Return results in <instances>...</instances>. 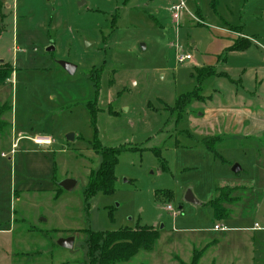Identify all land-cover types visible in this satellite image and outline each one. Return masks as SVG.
Listing matches in <instances>:
<instances>
[{"label":"rangeland","instance_id":"obj_1","mask_svg":"<svg viewBox=\"0 0 264 264\" xmlns=\"http://www.w3.org/2000/svg\"><path fill=\"white\" fill-rule=\"evenodd\" d=\"M241 35L255 42L228 51ZM4 63L14 73L0 86V264H92L89 231L137 226L159 231L153 250L117 264L198 253L197 264H264V134L241 136L237 118L264 103V0H0ZM97 143L123 149L114 192L87 200ZM67 179L75 187L59 192ZM223 186L234 188L227 219L185 201L190 190L208 203ZM68 238L73 248L57 245Z\"/></svg>","mask_w":264,"mask_h":264},{"label":"trees","instance_id":"obj_2","mask_svg":"<svg viewBox=\"0 0 264 264\" xmlns=\"http://www.w3.org/2000/svg\"><path fill=\"white\" fill-rule=\"evenodd\" d=\"M233 28V27H231ZM234 29V28H233ZM237 33L241 30L235 28ZM251 39L241 35L238 37L232 46L228 47L231 52H244L251 46ZM203 74H215L213 68H206L202 70ZM14 68L9 64H0V86L5 85L6 81L12 77ZM99 79V78H97ZM195 94H190L184 101V105L194 98ZM201 97V96H195ZM4 112V111H3ZM213 138H204L203 142L211 141ZM221 140V139H220ZM218 140H214L215 144H206L208 148L214 150V146ZM119 148H106L100 143L94 146V151L101 156V164L97 170H93L89 175V180L84 191V196L88 200L102 193L104 195H111L115 189V169L118 164L117 155L122 151ZM239 174V173H238ZM59 192L64 191L58 187ZM236 190V189H235ZM234 188L223 186L217 188L211 200L208 203H201L202 205H209L213 209L215 219H227L230 215V210L224 205L230 204L233 197H231ZM172 194L168 192V198ZM159 231L153 226L135 228H121L114 231H89V239L87 240L88 252L92 258V264H117L129 261L140 251L151 252L154 248V243L158 239ZM199 254V253H198ZM198 254L195 256L191 264H197Z\"/></svg>","mask_w":264,"mask_h":264},{"label":"crops","instance_id":"obj_3","mask_svg":"<svg viewBox=\"0 0 264 264\" xmlns=\"http://www.w3.org/2000/svg\"><path fill=\"white\" fill-rule=\"evenodd\" d=\"M236 39L233 40L231 46L233 45V43ZM251 41L253 43L255 42L254 39H251ZM242 107L243 108H241L239 113H237V118L241 124L239 134L245 138H249L252 134H257V136H263V134H264V103H262L260 106H257V107H248L246 105H243ZM218 136H221V135H218ZM36 137H39V136H36ZM34 139H32V140H34ZM12 146L14 147L15 144H12ZM13 147H11V150H10L12 153H13V150H12ZM3 155H4V153L1 154V156H3ZM22 192L30 193L31 191H29L28 189L27 190H21V191H19V194H17V195L24 194ZM19 204H20V207L22 208L21 202ZM15 222H16V219H15ZM255 228L258 229L257 231L260 230V226L257 223L255 224ZM224 229L228 230L226 227ZM233 229L240 230V231H246L247 230L246 228H233ZM215 230L220 231L221 229L215 228ZM222 231H224V230H222ZM0 232L3 233L4 231H0ZM5 233L6 232H4V234Z\"/></svg>","mask_w":264,"mask_h":264},{"label":"water","instance_id":"obj_4","mask_svg":"<svg viewBox=\"0 0 264 264\" xmlns=\"http://www.w3.org/2000/svg\"><path fill=\"white\" fill-rule=\"evenodd\" d=\"M86 42V46L88 45L89 46V42L85 41ZM55 51V48L53 46H50L46 52H54ZM58 65L60 67H62L66 72H68L70 75L74 74L76 69H77V66L70 63V62H67V61H62V60H59L57 61ZM67 140L68 141H72L73 140V134H70L67 136ZM232 171L235 173V174H238L241 172V167H239V165H235L232 169ZM76 185V181L72 180V179H67V180H64L60 183V187L63 189V190H67V191H71L73 190V188L75 187ZM185 201L187 203H190V204H193V205H201V202H199L195 196L193 195V193L189 190L185 196ZM73 242H74V239L73 238H68V239H60L58 242H57V245L59 247H62V248H73Z\"/></svg>","mask_w":264,"mask_h":264},{"label":"built area","instance_id":"obj_5","mask_svg":"<svg viewBox=\"0 0 264 264\" xmlns=\"http://www.w3.org/2000/svg\"><path fill=\"white\" fill-rule=\"evenodd\" d=\"M171 10H172V15H173L174 20L178 21L180 19L181 14L186 10V6L183 2H180L178 4L173 5ZM191 60H192V56L189 54L184 55L182 53H179L177 56V62L179 64H184ZM52 142L53 141L48 137H39L34 140V143L38 145H51ZM166 209L169 212L173 211V208L171 205L168 206ZM175 215H178V213L176 212ZM215 228L220 229V227L218 226H216Z\"/></svg>","mask_w":264,"mask_h":264}]
</instances>
